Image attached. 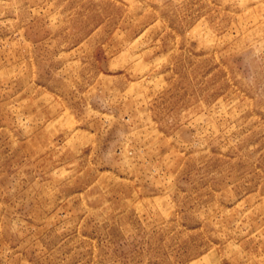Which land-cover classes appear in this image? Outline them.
<instances>
[{"label": "rangeland", "instance_id": "rangeland-1", "mask_svg": "<svg viewBox=\"0 0 264 264\" xmlns=\"http://www.w3.org/2000/svg\"><path fill=\"white\" fill-rule=\"evenodd\" d=\"M0 264H264V0H0Z\"/></svg>", "mask_w": 264, "mask_h": 264}]
</instances>
